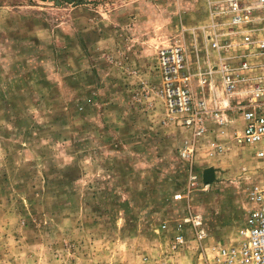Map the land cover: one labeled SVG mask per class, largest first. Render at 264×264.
Wrapping results in <instances>:
<instances>
[{"label": "rangeland", "instance_id": "374dc122", "mask_svg": "<svg viewBox=\"0 0 264 264\" xmlns=\"http://www.w3.org/2000/svg\"><path fill=\"white\" fill-rule=\"evenodd\" d=\"M211 1L0 0V264H214L242 241L260 164L210 155L159 93L169 45L205 63L190 28Z\"/></svg>", "mask_w": 264, "mask_h": 264}, {"label": "built area", "instance_id": "2783aa9c", "mask_svg": "<svg viewBox=\"0 0 264 264\" xmlns=\"http://www.w3.org/2000/svg\"><path fill=\"white\" fill-rule=\"evenodd\" d=\"M208 18L201 29L190 28L197 62L200 51L205 63L195 73L183 44L169 45L158 56L159 93L167 115L186 128L194 141H205L210 155L231 148L247 150L260 164L257 181L246 197L242 241L221 247L214 264H264V0L211 1ZM198 40L203 44L200 49ZM238 118L242 127L227 143L220 142L218 134ZM182 224L190 227L197 240L206 239L201 215L191 213ZM183 244L181 232L174 236L171 250Z\"/></svg>", "mask_w": 264, "mask_h": 264}, {"label": "water", "instance_id": "95a60500", "mask_svg": "<svg viewBox=\"0 0 264 264\" xmlns=\"http://www.w3.org/2000/svg\"><path fill=\"white\" fill-rule=\"evenodd\" d=\"M213 179H214V170L211 168L206 169L203 172V183L208 185L213 181Z\"/></svg>", "mask_w": 264, "mask_h": 264}, {"label": "crops", "instance_id": "0c3cea01", "mask_svg": "<svg viewBox=\"0 0 264 264\" xmlns=\"http://www.w3.org/2000/svg\"><path fill=\"white\" fill-rule=\"evenodd\" d=\"M208 21H209V18H208V12H207V15H206V20H205V22L206 23H208ZM236 122H238V125L240 126V127H242V122H241V120L238 118L237 119V121Z\"/></svg>", "mask_w": 264, "mask_h": 264}]
</instances>
